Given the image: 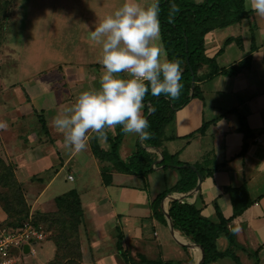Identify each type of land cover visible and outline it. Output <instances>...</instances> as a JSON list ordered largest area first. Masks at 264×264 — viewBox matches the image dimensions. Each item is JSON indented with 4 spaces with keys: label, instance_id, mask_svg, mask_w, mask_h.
I'll return each instance as SVG.
<instances>
[{
    "label": "crops",
    "instance_id": "0c3cea01",
    "mask_svg": "<svg viewBox=\"0 0 264 264\" xmlns=\"http://www.w3.org/2000/svg\"><path fill=\"white\" fill-rule=\"evenodd\" d=\"M122 1L112 4L121 7ZM193 1L195 4L203 2V0ZM246 2L247 0H244L243 8L247 13L244 19L214 30L204 39V52L208 59H214L220 69L230 70L236 67L238 71L233 76L218 74L209 79L205 78L210 72L207 66H202L197 71L196 85L202 100L191 99L188 104L176 111L171 123L163 129L161 146L157 150L145 149L151 158H155L151 172L138 177L109 170L107 175L110 177V183L105 185L101 172L110 165L95 159L90 152L89 144L86 150L71 153L64 147L63 135L59 133L56 144L60 149H57L58 152H54V155L59 153L68 156L66 159L59 158L63 164L55 169L56 171L53 168V173L56 174H51L53 177L46 185L51 183L50 185L55 186L59 173L69 167L71 162L78 165L77 176L73 174L74 171L71 172L70 167L65 170V179L63 178V182H68L66 178L69 175L72 176L73 181L76 178L78 180L76 188L67 186V189L57 196L70 190H74L78 195L84 221V225L82 224L80 228V242L84 243L81 244L83 251L85 250V253L93 258L90 264H127L116 249L119 233L122 236V253H125L128 260L135 264H197L193 247L198 245L182 236L172 226L171 230L167 227L165 213L169 203L178 196L181 197L179 201L191 204L201 218L217 222L215 209H218L227 221L225 228L233 234L234 243L230 245L227 238L220 234L215 242L217 252L232 251L240 264H264V17L257 15L250 7H246ZM139 3L147 6L152 0H149V3L139 0ZM29 13L28 7L26 10L22 9L23 18ZM22 20L21 26H25V31H29L33 21L28 20V17L24 22ZM22 33L23 30L19 35ZM85 33H80L83 40H79V47H76L79 60L65 61L60 57L54 60L53 64H50L51 60L47 61L46 68L40 67L38 61L24 63L27 46L31 45L36 37L33 39L30 33L32 40L30 43L26 36L18 38L20 40L18 44L17 40L15 41L17 53L20 47L18 54L23 64L21 67L15 65L12 73L27 76L22 80L23 89L26 92L30 90L31 98L35 100L37 106L42 102L38 97V87L44 88L51 97L55 94L51 89L47 90L44 85L38 84L39 78L35 73L49 69L55 64H65L63 65L65 72L69 69L85 76L91 74L97 78L95 84L97 86H93L91 91L99 90L100 73H102V65L99 63L101 46L90 40L88 31ZM227 40L229 41L226 42ZM238 40L240 43H237ZM158 43L161 44L160 40ZM35 64H37L36 69ZM125 74L127 75V73L119 75L126 76ZM126 78H129L128 75ZM84 81L86 80L80 79L79 82L84 83ZM80 83L74 90L78 91L79 87L84 85ZM36 91L37 95H34ZM56 96L60 99L55 97L57 104L50 109L58 110L61 103H64L60 95ZM143 110L144 108L142 115ZM241 121L249 131L246 136L238 132ZM206 123L205 131L200 133L201 126ZM112 130L108 129L109 132ZM91 134L89 133V136ZM2 138L5 139L4 136ZM133 138L135 143L131 146L130 142ZM99 144L102 149H107L106 143ZM140 146H142L141 139L137 135L124 134L119 146L120 159L126 161ZM243 148L244 155L240 156ZM32 150L29 149L34 152V157L41 153L39 155L41 158L51 151V149H45L47 152L41 149ZM161 152L176 154L180 163L190 166L200 165L204 170L203 176H199L201 182L196 195L192 194L194 188L184 195L167 194L164 197L161 210L157 213L165 223L153 215L151 204L159 194L176 184L179 175L176 169L163 170L156 166ZM57 184V187L61 186L60 182ZM242 185L246 187L252 204L241 216L233 218L230 196L225 190ZM57 196L55 195L53 200ZM36 205L37 201L35 208ZM51 208L50 211L53 212L54 203ZM0 218H5L2 211ZM37 248L41 250L43 259L47 260L51 256L47 262L51 261L54 255L52 243L46 241ZM210 264L235 263L229 258H223Z\"/></svg>",
    "mask_w": 264,
    "mask_h": 264
},
{
    "label": "rangeland",
    "instance_id": "374dc122",
    "mask_svg": "<svg viewBox=\"0 0 264 264\" xmlns=\"http://www.w3.org/2000/svg\"><path fill=\"white\" fill-rule=\"evenodd\" d=\"M119 1L120 0H0V121H4L8 125L6 130H0V163L12 169L13 180L19 188V193L25 205L28 207L29 213L34 216V213L38 212V214L41 215L40 219L45 220L47 226L50 227L48 237L41 244L46 241L53 244L54 255L51 261L54 259L56 252L54 239L57 237L61 238V235L66 238L65 244H62L63 247H61V251H59L60 264H90L93 258L90 254L87 255L85 250L83 251V245L81 246V244H84L80 242V228L82 224L84 225L83 218L79 226H75L74 221H62V219L60 223L63 225H61L55 223L54 216L51 217L49 215L55 211V208H53V212L50 211L54 203L53 197L55 195L57 196L58 193L64 192L67 186L75 189L78 184L76 178L74 181L72 178L71 181L66 178L68 182H63L66 171L70 167L71 172L74 171L73 174L75 173V176L78 175L76 173L78 165L75 162H71L70 166L65 169L66 171L63 170L60 172L56 179L61 183V186L57 187L58 182L55 183V186L50 185L51 183L46 185L53 177H51V174H56H54L53 171L63 164L59 158L63 157L66 159L68 156V154L61 155L59 153L54 155V152L56 153L57 149H60L56 144V139L60 136V132L52 126L51 119H53L57 113H63L68 107L74 104L76 98L82 92L91 91L93 86H97L95 85L97 84V78L91 74L85 76L84 74L82 75L69 69L65 72V64H55L54 66H50L49 69L47 68L43 71L39 70L37 74L35 73L39 78L38 84L44 85L47 90L51 89V92L55 95L51 97L49 93L47 95L44 88L38 87V97L42 99V102L37 106L36 103H34L35 100L31 98L30 90L26 92L23 89L22 80L27 76L12 73L15 70V65L21 67V64H23L18 54L20 47L17 53L15 41L17 40L18 44L20 43L18 38L26 36V39L30 43L32 41L29 36L30 33L33 39L36 37L31 42V45L29 44V46H27L25 64L33 60L34 63L38 61L40 67L46 68L48 67L47 61L51 60L50 64H53L55 62L54 60L60 57H63L65 61L79 60L76 55V47H79V40H83L80 33L89 32V30H92L90 27L94 29L105 16L114 13L120 6H113L112 3ZM124 2L125 0L122 1V3ZM145 2L149 3V0H145ZM190 2L194 1L191 0ZM27 7L30 13L23 18L22 9L26 10ZM27 17L28 20L31 19L33 21L31 22L32 28L29 29V31H25V26H21L20 24V21L23 19L22 21L24 22L27 20ZM21 30H23V33L19 35ZM34 41H37V43H34ZM35 65L36 69L37 64ZM120 76L127 79V75ZM80 79L86 80L84 83L81 82L85 86H80L78 91L74 90L75 86L78 87ZM57 94L61 96L64 103H61V107L59 106L58 110L57 108H53L57 110L53 111V109L50 108L56 106V98L58 100L60 99L56 96ZM34 95H37V91ZM39 115L44 118L47 132L49 133L48 137H46L45 134L41 135V133H39L40 124L37 121ZM146 118L147 116L145 119ZM2 132H5V134ZM2 136H4L5 139H3ZM46 138L47 140H45ZM130 143L131 146H134V138L131 139ZM29 149H41L43 151H45V149H51V151H45L47 153L41 158L39 157L41 153H39L37 157H34V152L32 153ZM28 151L29 153H27ZM51 165L53 167H51ZM1 175L2 170L0 164V176ZM88 176L89 173L87 177ZM39 179L45 182L39 183ZM72 181L73 183H71ZM7 182L8 185L0 184V204H4L7 200L13 203L15 199L14 191L16 189L9 179ZM45 192L46 194L44 195ZM36 201L37 205L35 208L34 205ZM4 217H6L5 214ZM59 229H62L63 233H60ZM81 235L83 236L82 232ZM37 246L38 245L34 247L36 249L35 255L24 257L20 264H51V261L47 262L51 256L47 260H45V258L43 259V254ZM193 248L198 249L197 247ZM194 254L196 261L199 262L201 257L200 251L199 257L196 255L195 251Z\"/></svg>",
    "mask_w": 264,
    "mask_h": 264
},
{
    "label": "trees",
    "instance_id": "16d2710c",
    "mask_svg": "<svg viewBox=\"0 0 264 264\" xmlns=\"http://www.w3.org/2000/svg\"><path fill=\"white\" fill-rule=\"evenodd\" d=\"M175 3L179 6V11L174 14L173 22H168L169 6ZM160 13L159 20L161 24L160 42L163 44L169 60L179 59L182 61L181 68L183 69L182 80L183 84L181 94L178 99L169 100L162 94L160 97H154L149 92L144 98L143 117L149 122L147 131L151 133V137L146 140H141L142 146L138 147L136 151L127 159L122 161L119 157V146L122 142L124 133L121 131L120 125H117L112 132L108 129L107 135V149L100 147V141L95 138L94 134L89 137V148L92 156L100 162L110 165L101 172V177L105 185H109L110 177L107 175L109 170H115L118 173L135 175L138 177L145 176L151 172L152 163L155 158H151L145 151L146 148L157 150L163 141V129L171 123L176 111L183 108L191 99L202 100L199 89L196 85L198 82L197 71L202 66H207L210 69L209 74L205 77L207 79L215 75L233 76L238 71L234 67L230 70H223L216 66L214 59H208L205 56L204 39L205 36L217 29H222L232 24H235L247 16L244 11V0H203L201 4H195L187 0H159ZM227 40L226 42H228ZM237 43H240L239 40ZM193 78V89L191 90V83ZM37 121L40 124L41 135L45 134L48 137L47 126L44 118L39 115ZM238 132L246 136L249 131L243 121L240 122ZM206 124H203L200 133L205 131ZM40 135V136H41ZM245 145H243L244 147ZM245 149H241L240 156H243ZM161 157L156 166L163 170L176 169L179 179L176 184L169 190L159 194L152 202L153 215L165 223V220L159 216L157 211L161 210V203L167 194H187L192 191L197 183V175L203 176V169L200 165H186L177 160V155H169L161 152ZM1 164L2 175L0 176V184L8 185L10 180L14 191V201H8L0 204V210L5 214L6 221L11 227H17L21 222L26 220L30 215L28 207L20 195L19 188L13 180L12 169ZM208 174H210L208 172ZM39 183L45 181L38 180ZM230 196L232 207V217L241 216L247 209L251 207L252 202L248 198L247 189L244 185L238 188H228L225 190ZM7 198V197H6ZM55 211L49 214L54 216L55 223H60L61 219L67 221H74L75 226L80 225L83 213L81 209L80 200L74 190L54 198ZM216 210L217 222L200 217L199 212L191 205L181 202L178 199H173L167 209V214L173 229L177 230L182 236L188 238L191 242L198 245L203 251V258L201 264H210L218 259L229 258L235 264H240L237 257L232 251L217 252L215 242L220 234H223L230 245L234 243V237L225 226L227 221L221 216L218 209ZM38 212L31 215L32 223L35 227L47 233L50 227L47 226L45 220L40 219ZM42 223V224H41ZM63 233L62 229H59ZM63 238V239H62ZM66 238L57 237L54 239L55 243V257L50 262L51 264H60V254L62 244H65ZM122 236L119 233L116 249L120 252L121 257L127 264H135L122 253L121 248ZM66 250V247H65ZM59 254V255H58ZM143 262V261H141Z\"/></svg>",
    "mask_w": 264,
    "mask_h": 264
},
{
    "label": "clouds",
    "instance_id": "9594fccd",
    "mask_svg": "<svg viewBox=\"0 0 264 264\" xmlns=\"http://www.w3.org/2000/svg\"><path fill=\"white\" fill-rule=\"evenodd\" d=\"M246 7L264 17V0H247ZM169 9L168 22L172 23L179 6L172 3ZM160 11L159 0L147 6L139 0H125L89 30L90 40L101 46L100 88L82 92L74 104L52 119V126L63 135L64 147L71 153L86 150L89 133L101 144L107 143L106 130L117 125L125 135L149 139V122L142 115L145 96L150 92L154 97L163 94L169 100L179 98L182 61L169 60L163 44L158 43ZM121 73L129 78H122ZM7 127L0 121V130Z\"/></svg>",
    "mask_w": 264,
    "mask_h": 264
},
{
    "label": "built area",
    "instance_id": "2783aa9c",
    "mask_svg": "<svg viewBox=\"0 0 264 264\" xmlns=\"http://www.w3.org/2000/svg\"><path fill=\"white\" fill-rule=\"evenodd\" d=\"M71 178V175L67 176L70 181ZM47 237V233L33 225L31 214L17 227L8 225L6 218H0V264H20L24 257L34 256V247ZM24 247L28 248L27 254Z\"/></svg>",
    "mask_w": 264,
    "mask_h": 264
},
{
    "label": "water",
    "instance_id": "95a60500",
    "mask_svg": "<svg viewBox=\"0 0 264 264\" xmlns=\"http://www.w3.org/2000/svg\"><path fill=\"white\" fill-rule=\"evenodd\" d=\"M193 85H194V83H193V78H192L191 90L193 89ZM200 182H201L200 177H199V175H197V185H196L194 191L192 192V194L193 193L195 195L197 194L198 189H199ZM165 217L167 219V227H168L169 230H171V223H170L169 216H168L167 212L165 213ZM196 247L199 249V251L201 253L200 260H199V262L197 264H201L202 258H203V251H202V249L199 246H196ZM23 251H24L25 254H27L28 248L27 247H24Z\"/></svg>",
    "mask_w": 264,
    "mask_h": 264
},
{
    "label": "bare ground",
    "instance_id": "6f19581e",
    "mask_svg": "<svg viewBox=\"0 0 264 264\" xmlns=\"http://www.w3.org/2000/svg\"><path fill=\"white\" fill-rule=\"evenodd\" d=\"M193 250L195 251L196 255H198V257H199V250L196 248H193Z\"/></svg>",
    "mask_w": 264,
    "mask_h": 264
}]
</instances>
